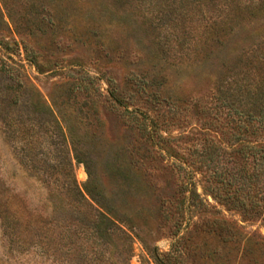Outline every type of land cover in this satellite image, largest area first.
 Listing matches in <instances>:
<instances>
[{
    "label": "rangeland",
    "instance_id": "1",
    "mask_svg": "<svg viewBox=\"0 0 264 264\" xmlns=\"http://www.w3.org/2000/svg\"><path fill=\"white\" fill-rule=\"evenodd\" d=\"M210 8L0 0V264H264V192L207 182L245 165L215 87L255 73Z\"/></svg>",
    "mask_w": 264,
    "mask_h": 264
},
{
    "label": "trees",
    "instance_id": "2",
    "mask_svg": "<svg viewBox=\"0 0 264 264\" xmlns=\"http://www.w3.org/2000/svg\"><path fill=\"white\" fill-rule=\"evenodd\" d=\"M193 1L200 6V10L203 9L206 2L211 6L207 27L209 38L211 37L215 44L225 47L227 40L237 42V44L250 42L249 45H244L241 49L237 46L236 51L238 50L239 53L236 55V60L241 62L246 59L250 64H254L252 69H255V73L225 75L218 81L213 94L214 109L218 112L226 111L228 125H232L231 130L234 132L231 135V140L234 142L231 144L232 154L240 155L245 165L241 170L242 174L236 178L228 175L230 179H223L224 174L215 172L207 181L212 183L210 185L212 192L225 191L227 197L223 199L224 201L238 202L242 207H245L236 196L238 192L256 187L259 188L260 193L264 192V29H262L264 26V0ZM256 24H261V28H252ZM256 66L257 68H255ZM143 118L144 120L148 119L145 115ZM251 159L259 162L255 174L248 171ZM89 177L90 182L84 186L83 190L91 196L93 181L90 173ZM69 185L71 191L67 194L81 196V200L77 201L81 204L85 198H82V192L74 178ZM232 191L233 195L231 196ZM193 194L198 196L195 191ZM215 198L218 196L216 195ZM243 210L249 214L247 209Z\"/></svg>",
    "mask_w": 264,
    "mask_h": 264
}]
</instances>
